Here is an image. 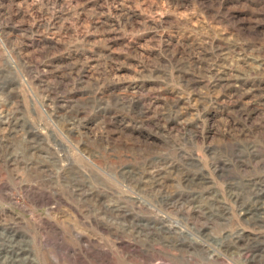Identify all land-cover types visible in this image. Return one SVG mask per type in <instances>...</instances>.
Instances as JSON below:
<instances>
[{
	"label": "rangeland",
	"instance_id": "obj_1",
	"mask_svg": "<svg viewBox=\"0 0 264 264\" xmlns=\"http://www.w3.org/2000/svg\"><path fill=\"white\" fill-rule=\"evenodd\" d=\"M0 264H264V0H0Z\"/></svg>",
	"mask_w": 264,
	"mask_h": 264
}]
</instances>
